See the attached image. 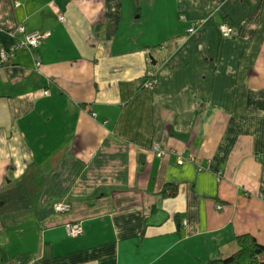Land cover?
Returning a JSON list of instances; mask_svg holds the SVG:
<instances>
[{
  "label": "crops",
  "instance_id": "crops-1",
  "mask_svg": "<svg viewBox=\"0 0 264 264\" xmlns=\"http://www.w3.org/2000/svg\"><path fill=\"white\" fill-rule=\"evenodd\" d=\"M20 25L42 36L0 68V191L25 183L31 205L0 216V264H205L241 235L264 244V0H0V50Z\"/></svg>",
  "mask_w": 264,
  "mask_h": 264
},
{
  "label": "trees",
  "instance_id": "trees-1",
  "mask_svg": "<svg viewBox=\"0 0 264 264\" xmlns=\"http://www.w3.org/2000/svg\"><path fill=\"white\" fill-rule=\"evenodd\" d=\"M10 56L8 55L3 65L9 61ZM143 85L146 87L145 83ZM28 188L27 184L18 183L0 191V216L30 206L31 196ZM178 191L176 182H167L160 190L159 196L174 197ZM205 264H264V244L251 235H241L238 237V248L233 253L210 259Z\"/></svg>",
  "mask_w": 264,
  "mask_h": 264
},
{
  "label": "built area",
  "instance_id": "built-area-1",
  "mask_svg": "<svg viewBox=\"0 0 264 264\" xmlns=\"http://www.w3.org/2000/svg\"><path fill=\"white\" fill-rule=\"evenodd\" d=\"M60 19H63V15L60 16ZM218 27L223 36L230 35L234 30L233 26L226 21L220 22ZM194 28H195L194 26H190L188 30L192 31ZM19 30L25 34V39H19L15 41L11 50H4V49L0 50V68L3 66V63L7 60L8 55H12L14 50H16L19 47H32L36 45L39 38L42 36V34L39 31L26 32L25 27L23 25L19 26ZM145 80H146L145 84L148 87H152L155 82L151 74H149L148 78ZM154 148L157 151L158 156H161L163 154L164 151H162L158 145H155ZM69 207L70 205L68 203L61 200L56 201L53 204V209L59 212H65L69 209ZM217 207L220 208L221 205L219 204ZM65 229L67 233L71 236L80 234L82 230L81 225L78 222H67L65 224Z\"/></svg>",
  "mask_w": 264,
  "mask_h": 264
},
{
  "label": "rangeland",
  "instance_id": "rangeland-1",
  "mask_svg": "<svg viewBox=\"0 0 264 264\" xmlns=\"http://www.w3.org/2000/svg\"><path fill=\"white\" fill-rule=\"evenodd\" d=\"M219 24H220V23H219ZM218 26H219V25H218ZM194 30H195V28H194L192 31H190V30H189V31H190V32H193Z\"/></svg>",
  "mask_w": 264,
  "mask_h": 264
}]
</instances>
